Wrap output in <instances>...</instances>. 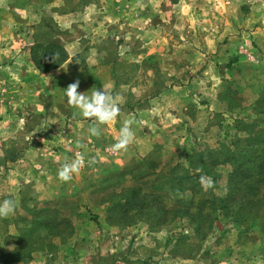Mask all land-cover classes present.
<instances>
[{
  "label": "rangeland",
  "instance_id": "obj_1",
  "mask_svg": "<svg viewBox=\"0 0 264 264\" xmlns=\"http://www.w3.org/2000/svg\"><path fill=\"white\" fill-rule=\"evenodd\" d=\"M52 43L67 59L43 73L29 50ZM9 64L18 73L0 79V103L13 93L16 109L8 123L0 115V201L16 209L0 217V264H264L263 211L217 219L202 239L188 220L161 227L137 204L158 193L175 208L192 192L159 190L157 177L177 168L186 187L201 186L199 167L183 171L195 150L264 129V0H0V66ZM77 80L85 95L120 98L114 121L96 124L67 103ZM130 119L135 138L113 153ZM77 152L84 166L61 181ZM215 170L211 190L224 197L232 167Z\"/></svg>",
  "mask_w": 264,
  "mask_h": 264
},
{
  "label": "trees",
  "instance_id": "obj_2",
  "mask_svg": "<svg viewBox=\"0 0 264 264\" xmlns=\"http://www.w3.org/2000/svg\"><path fill=\"white\" fill-rule=\"evenodd\" d=\"M32 56L36 67L43 73L56 69L67 59L66 52L55 43L39 46L38 50L32 51ZM236 128L239 130L240 126ZM241 131L242 135L235 134L228 143L221 142L215 148L195 150L197 161L188 158V169H183L185 173L191 174L199 167L201 172L196 175V181L201 176L211 177L214 181L218 176L216 167L229 164L232 171L228 176L224 197L214 194L211 188L204 190L195 184L191 188L186 187L184 182L188 176L178 175L180 172L176 168L169 174L157 177L155 185L160 181L164 182L162 186H157L160 190L170 182L176 193L190 190L191 198L180 201L175 208H169L161 202V194L147 193L138 199L139 210L147 212L150 217L159 218L161 227H165L168 222L186 219L192 223L196 236L202 239L206 237L207 231L214 229L217 219H231L239 223L257 220L261 212H264V129L256 130L252 126H245ZM148 183L153 182H146ZM141 191L142 189H135L130 193L134 197H140ZM148 198H153V203H147ZM130 202L125 208L130 207Z\"/></svg>",
  "mask_w": 264,
  "mask_h": 264
},
{
  "label": "clouds",
  "instance_id": "obj_3",
  "mask_svg": "<svg viewBox=\"0 0 264 264\" xmlns=\"http://www.w3.org/2000/svg\"><path fill=\"white\" fill-rule=\"evenodd\" d=\"M80 86L79 80L69 84L65 90L67 103L74 108L79 109L80 114L85 118H94L96 124H107L114 121L120 113L119 97H115L104 90H93L91 95H85L78 92ZM133 120H126L120 128L119 136L116 137V142L111 146L113 153L121 150H126L135 138V133L131 125ZM90 132L94 136L99 135L98 128L93 126ZM85 159L81 152L75 154V158L70 162H65L57 172V176L61 181H69L73 178V174L79 173L84 166ZM201 186L207 190L214 186V181L211 177L201 176ZM16 209V204L13 199H4L0 201V217H7L13 214Z\"/></svg>",
  "mask_w": 264,
  "mask_h": 264
},
{
  "label": "crops",
  "instance_id": "obj_4",
  "mask_svg": "<svg viewBox=\"0 0 264 264\" xmlns=\"http://www.w3.org/2000/svg\"><path fill=\"white\" fill-rule=\"evenodd\" d=\"M30 52H32V50L30 49L29 50ZM10 66V64L8 65V68H6V69H4V66H0V79L2 80L3 79V77L5 76V75H8L10 78L11 77H14V76H16V74L18 73V69H17V67H15L14 69H13V67L11 68V67H9ZM12 69V70H11ZM36 71V70H35ZM38 71H36V73H37ZM39 75H41V74H39ZM43 76H45V75H41V77H43ZM40 78V77H39ZM33 81V80H32ZM34 82V81H33ZM1 83V82H0ZM12 93V92H11ZM9 99H11V100H13L12 101V103H10V102H8V103H4V104H1L0 103V115H2L4 118H5V123H8L7 121L10 119V116H12L13 115V113H14V109H16L15 107V104H14V101H15V99H16V97H15V94H13L12 93V95H9V97H8ZM9 105H11L12 107H9ZM7 114H9V115H7ZM8 126H10V125H8Z\"/></svg>",
  "mask_w": 264,
  "mask_h": 264
}]
</instances>
